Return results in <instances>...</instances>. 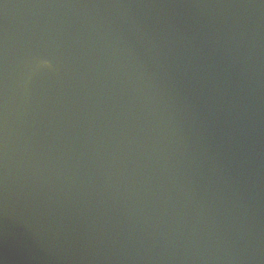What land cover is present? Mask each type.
Instances as JSON below:
<instances>
[{
  "label": "water",
  "instance_id": "95a60500",
  "mask_svg": "<svg viewBox=\"0 0 264 264\" xmlns=\"http://www.w3.org/2000/svg\"><path fill=\"white\" fill-rule=\"evenodd\" d=\"M0 264H264V0H0Z\"/></svg>",
  "mask_w": 264,
  "mask_h": 264
}]
</instances>
